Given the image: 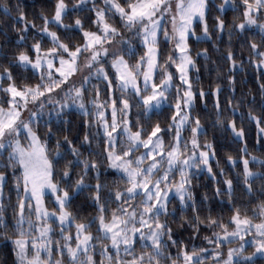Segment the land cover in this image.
I'll list each match as a JSON object with an SVG mask.
<instances>
[{"label": "snow or ice", "instance_id": "obj_1", "mask_svg": "<svg viewBox=\"0 0 264 264\" xmlns=\"http://www.w3.org/2000/svg\"><path fill=\"white\" fill-rule=\"evenodd\" d=\"M88 3L89 0H75L69 11L66 0H55L51 16L41 11L39 19L42 26L37 24V17L29 19L19 6L13 9L7 0L0 3L5 17L11 19V26L20 33L12 60L0 72V91L5 94L0 101V237L12 243L16 264H53L49 235L52 227L49 221L53 225L58 221L62 233L65 226L70 228L75 224V244L71 243V235H63L64 243L57 241L55 246L54 251L60 257L55 264H96L93 241L101 246V264H255L257 254L264 258V195L258 206V216H241L236 207L230 209V222H225L211 215V209L208 216H201L190 190V170L203 171L207 168L208 173L212 174L209 161L215 158V153L209 151L213 147L211 143L206 142L203 146L199 143V136L204 130L199 116L193 119L191 115L194 89L189 76L190 70L196 67L189 52V38L194 37L198 42L211 39L207 24L209 0H174V4L173 0H91V8L88 9L90 16L82 19L77 15L73 23H64V19L70 18L72 13H82ZM227 4L228 0H223L218 6L220 13L226 15ZM238 7L242 18L238 16V22L227 25L229 40L234 32L238 36L250 33V63L257 67L264 66V51L261 50L264 48V0H240ZM13 11L16 12L15 16L11 15ZM84 19L89 23L88 28L84 26ZM215 20L217 38L222 39L225 20L222 15H217ZM53 24L57 26V31L51 30ZM197 24L201 34L196 31ZM29 26L46 34L51 39V46L45 48L43 35L40 39L34 35V42L28 48ZM59 29L65 30L64 38L58 35ZM161 34L164 42L170 45L169 54L163 62L160 60ZM257 34L260 43L255 40ZM135 41L140 42L143 51L132 64L129 58L136 56ZM19 44L25 47H19ZM198 55L207 57V49H202ZM226 59L232 70L243 63L242 60L237 61L231 49ZM109 64L113 71L108 70ZM29 65L33 69V76L39 73V79L35 84H17L13 67L27 69ZM171 66L179 74L180 84L176 85L175 102L169 104L171 89L177 78L176 73L170 71ZM77 73L81 74L79 81L74 80ZM228 79L231 84L233 76L230 75ZM101 80L107 82V99L103 101L99 87ZM218 90L217 85L213 90L214 96ZM117 91L121 93L119 99L115 97ZM181 92L183 95H180ZM261 94L264 96V84L261 85ZM206 95L201 89L200 98L205 99ZM109 102L111 124L105 119L104 111ZM88 104L93 106L91 111ZM48 105L52 107L48 108ZM166 105L172 110L168 128L163 129L156 123L146 132L140 124V117L149 118L151 113ZM73 106L85 117H90L84 121L86 129L97 123L103 127L106 137L104 151L107 153L104 161L96 159L95 154L90 152L93 137L87 131L79 143L64 135L67 148L57 140L54 158L48 154L47 142L42 141L39 133L40 127L47 128L46 137L51 136L52 120L55 118L58 123L64 117L65 109ZM134 107L142 109L136 113L135 130L131 123ZM216 109V124L225 131L230 129L236 140H243L244 129L237 127L235 119H229L225 125L219 118V101ZM236 110L238 105L234 108ZM25 111L29 113L27 118L22 115ZM248 119L255 121L258 130L264 132V127H261L264 116H256L249 111ZM189 125L191 137L184 140L183 133ZM64 131L67 132V129ZM165 132L170 137L167 145L163 139ZM96 135H99L98 131ZM84 145L88 148H84ZM140 148L146 151L133 159L134 152ZM240 151L243 153L240 159L245 192L251 197L254 180H260L264 186V171H253L250 163L264 169V160L251 156L246 147ZM68 152L74 159H66ZM61 161L64 164L62 175L58 178L57 168ZM145 161L148 163L145 164ZM227 161L238 167L232 155H227ZM102 163L116 170L117 179L126 185L123 188H109L106 199L102 198V191L107 186L100 182ZM73 169L77 170L75 178ZM9 170L16 193L15 205L12 204L11 189L5 205L4 188ZM176 170L180 179L170 183V174L174 176ZM220 175H224L223 169ZM90 179L96 180L94 186L87 183ZM213 180H216L214 175ZM223 184L227 191L217 186L215 195L221 198L226 195L229 204H234L231 199L233 180L225 178ZM86 189L98 214L93 220L77 222L69 210L70 205L73 196ZM46 190L55 197L51 209L45 207ZM173 190L182 213L188 202H193L192 210L196 215L194 219L188 218V222L196 231H199L200 224H206L212 230L215 239L205 236L207 243L214 245L211 251L195 246L188 251L186 244L173 238L172 228L166 223V218L176 211L173 209L170 212L168 208L172 203L170 194ZM137 198L138 203H133ZM204 199L207 200V196ZM114 202L117 207L112 209L109 219L106 209ZM9 207L12 208V222L8 220ZM33 211L35 221L42 226L33 222ZM162 216L165 220L161 219ZM181 219L184 217L181 216ZM94 223L97 224L95 236L90 231ZM246 235H253L254 249L247 255L244 254ZM225 244L234 245L227 249L226 256L222 251ZM171 247L178 249L175 256L170 252Z\"/></svg>", "mask_w": 264, "mask_h": 264}, {"label": "trees", "instance_id": "obj_2", "mask_svg": "<svg viewBox=\"0 0 264 264\" xmlns=\"http://www.w3.org/2000/svg\"><path fill=\"white\" fill-rule=\"evenodd\" d=\"M214 1V2H213ZM240 2V0H236ZM4 0H0V3H3ZM69 4V11L73 6L75 0H66ZM100 2V0H98ZM7 3L13 7L19 6L28 14V18L32 19L37 17V24L42 26V21L39 19L41 11H44L45 14L51 16L54 9L55 0H7ZM223 3V0H209L210 8L207 14V24L209 27L211 39L206 41H196L194 37L189 38V52L192 56L196 67L190 70L189 76L193 82L194 89V103L193 111L191 113L192 118L195 119L197 116L200 118L201 126L204 130L203 134L199 136L200 145H204L206 142L212 144V152L215 153V158L211 162V168L213 170L210 176L206 174H192V181L190 190L193 193V199L195 201V206L199 208L201 216H208L209 209L212 210L211 215H213L217 220H223L225 222H230L231 211L236 207L239 208L241 216L247 214L248 216H253L254 214L258 216L259 208L258 206L261 203V197L264 195V186L260 180L253 181V194L249 197L245 192V184L243 182V163L240 159L241 148L246 147L247 152L251 156H256L260 160H264V132L259 131L255 121H249L248 114L249 111H252L256 116H264V96L261 94V85L264 84V66L257 67L256 65L250 63L249 60V37L250 33H244L242 36H238L236 32L233 33L231 41L228 36L227 25H231L234 22H238L236 17L242 18V13L240 10V4L228 2L226 6V15L220 13L219 5ZM91 8V0H89L88 7L84 9L82 13H72L70 18H65L64 23L70 24L73 23L76 16L80 15L81 18H86L91 15L89 12ZM12 16L16 15V12L11 13ZM217 15H222V18L225 20L226 28L223 34L222 39L217 38V30L215 29V17ZM118 19V18H117ZM85 28L89 27L87 19H84ZM51 30L57 31V26L52 25ZM196 31L200 33V26L197 24ZM20 33L13 29L11 26V19L6 18L3 12V9H0V72H2L3 67L7 65L9 61L12 60V54L17 50L18 40ZM27 47L30 48L31 44L34 42L33 37L40 39L43 35L42 44L43 46L50 47L51 39L47 37L46 34H41L38 29H32L29 26L28 32ZM58 35L61 38L65 36V30L59 29ZM257 43H260L259 35L255 36ZM74 42V41H73ZM215 45V46H214ZM135 46L137 49L136 56L129 58V62L134 64L135 60L142 54V49L140 48V42L135 41ZM19 47H25L24 44H19ZM161 62L169 54L170 45L164 42L163 35L161 34ZM202 49H207V57L203 55H198ZM231 49L237 61H243L242 64H238L235 70H232L231 64L227 61L226 56L227 52ZM264 51V48H261ZM34 55V54H33ZM109 70V69H108ZM13 75L16 78V83L23 85L25 83L35 84L39 79V73L37 72L33 76V70L23 67L14 66ZM172 73H176V69L173 66L170 67ZM232 75L233 81L230 84L228 77ZM177 77V75H176ZM115 82V81H114ZM159 82V75L157 74V83ZM6 84L7 81L5 80ZM103 83H101V98L107 97L106 88H103ZM176 85H179L177 79L175 80L174 86L171 89V96L169 98V104L175 102L176 97ZM219 86L217 95H213V90ZM203 89L206 92V98H200V91ZM94 93V88H93ZM4 93L0 91V101L4 97ZM181 95V94H180ZM121 93L117 91L115 97L119 99ZM219 101L220 111L219 118L227 124L229 119H235L237 127H243L244 129V139L236 140L234 134L231 133V130L228 129L225 131L224 128L216 124L218 119L216 104ZM231 101V106L229 105ZM110 103V102H109ZM238 105V110L234 111ZM48 108H51L52 105H48ZM138 111L142 109H132L131 114V123L134 126L137 125V115ZM171 111L166 105L159 111H154L150 114L149 118L140 117V124L144 126L145 131H150L151 127L159 123L161 128L167 129L170 123L169 117L171 116ZM90 117H85L81 112L74 110H65V115L57 123L56 119L52 120L53 134L46 137L45 133L47 128L41 126L39 133L42 141L46 140V146L49 149V155L54 158L55 144L57 140H60L62 144H65V149L67 148L66 143L63 141V136L68 135L69 139H72L76 142H82L85 132L87 131L93 137V143L90 148V152L95 154L96 159L104 161L106 159L107 153L104 151L105 145L104 140L106 137L100 129L99 123L93 124L90 128L85 127V119ZM97 119V118H96ZM65 120L67 123H65ZM98 121V120H97ZM241 121L243 123L241 124ZM264 127V125H261ZM67 129V132L64 131ZM97 131L99 135L97 136ZM163 139L165 145L170 142V137L165 132L163 134ZM84 148H88L87 145H84ZM120 149L118 148L117 151ZM140 150V149H139ZM138 150V151H139ZM138 151H135L133 157L137 154ZM5 156L7 153L4 154ZM227 155H232L238 167L233 166L227 161ZM66 159H74L71 157L70 152L66 155ZM64 161H61L60 165L57 168V177L62 175ZM250 167L253 171H264L259 165L251 164ZM221 169L224 170V175L221 176ZM76 169H73V177L75 178ZM100 176L101 183L105 184V187L102 191V198L106 199L108 195L109 188L115 187H126L125 184L121 183L117 179L116 170L107 168L106 164L102 163L100 166ZM19 174V173H18ZM213 175L216 177V180H213ZM8 179L5 183L4 195H5V205H7V196L9 189H11L12 204H16V193L13 185V177L11 170L7 173ZM225 178L232 179L234 184V191L231 199L235 202L234 204H229V197L224 196L223 198L217 197L215 195L216 187H222L227 191V187L223 184ZM219 181V184H217ZM87 183L92 184L93 186L96 183L95 179H90ZM22 191V190H21ZM22 194V192H21ZM207 196V200H205ZM114 199V197H113ZM139 198L133 203H138ZM172 203L168 205L169 211L172 212L173 209H176L174 215H169L166 218V223L172 228L173 238L178 242H183L187 245V250L192 251L193 246L197 249L204 247L211 251L214 248V245L208 244L205 240V236H208L212 239H215L213 236L212 230L206 224L199 225V231L193 227L191 223L188 222V218H195V213L192 210V201L188 202V206L185 207L183 213L179 211V201L176 197L171 198ZM46 206L51 209L53 206L52 201L49 197H45ZM117 204L114 202L106 209V215L108 218H111L112 209L116 208ZM256 209L255 213L253 209ZM73 215L76 217L77 222L80 221H90L97 216V208L93 200L90 199V193L86 189L81 193H77L73 196L72 203L69 209ZM181 216L184 219H181ZM162 220H165V217H161ZM8 220L12 222V208H8ZM233 226V225H232ZM97 224H93L90 231L93 235H96ZM54 231L52 233L53 237L56 238L58 235L57 225H53ZM67 231L69 234H74L75 224H73ZM167 240V237L165 236ZM95 243L96 249L97 246ZM73 243V242H72ZM171 244V242H168ZM228 244H225L222 251L224 255L227 254ZM137 248V252H139ZM253 248L249 246L245 249L244 254L251 252ZM170 252L175 256L178 252L176 247H171ZM57 256V253L53 251ZM101 253H95L94 259L96 264H101ZM64 259H66L64 257ZM0 264H16V257L13 253L12 243L0 237ZM255 264H264V258H255Z\"/></svg>", "mask_w": 264, "mask_h": 264}, {"label": "rangeland", "instance_id": "obj_3", "mask_svg": "<svg viewBox=\"0 0 264 264\" xmlns=\"http://www.w3.org/2000/svg\"><path fill=\"white\" fill-rule=\"evenodd\" d=\"M214 2V1H213ZM228 2H232V3H238V4H240V2H238V1H236V0H228ZM173 4H174V0H173ZM178 55V54H177ZM81 63H83V58L81 59ZM57 64H58V61H57ZM173 66H171V68H172ZM28 68L29 69H31V70H33L32 68H31V66L29 65L28 66ZM108 69H109V71H113L112 69H111V67H110V64H109V67H108ZM45 71H47V69H46V66H45ZM53 71H54V69H53ZM113 75H114V73H113ZM176 75H177V81H178V83L180 84V81H179V79H178V73H176ZM81 79V74L80 73H77L76 75H75V77H74V80L75 81H79ZM101 83H103L104 85H103V88H106V85H107V82L106 81H102L101 80V82H100V84H99V86H101ZM69 86H71V85H69ZM173 86H174V84H173ZM91 87V86H90ZM58 91V90H57ZM92 94L94 95V93H93V91H92ZM181 95H183V93L181 92L180 93ZM63 96V94L61 93V97ZM87 98H88V94H86L85 95V102L87 103ZM105 99H107V97L106 98H101V100L103 101V100H105ZM88 106V108H89V111H91L92 110V108H93V106L91 105V104H88L87 105ZM29 107L31 108V105H29ZM65 110H74V111H77V112H79L78 110H77V108L76 107H71V108H66ZM104 111H105V119L108 121V123L109 124H111V121H112V110H111V105H110V103H109V106L106 108V109H104ZM22 115H23V117H25V118H27V116L29 115V113H28V111H25V112H23L22 113ZM97 120L99 121V117H97ZM100 129H101V131H102V133H103V127L102 126H100ZM119 131V130H118ZM113 135H115V133L113 134ZM191 137V125H189L188 126V128H187V130L183 133V139L184 140H188L189 138ZM21 139H23V137H21ZM182 144H183V141L181 142ZM201 146H203V145H201ZM188 147H189V149H191V145L189 144L188 145ZM146 150L144 149V148H140V150L137 152V154L135 155V157H137V156H140L142 153H144ZM210 152H212V150L210 149L209 150ZM135 157H132L133 159H135ZM213 161V158L212 159H210V161H209V166L211 167V162ZM148 162L147 161H145V164H147ZM164 167L166 168L167 167V164L165 163V165H164ZM202 168H203V166H201ZM190 173L191 174H206V175H208V176H210V174L208 173V171H207V168H204L203 169V171H200L199 169H195V168H193V169H191L190 170ZM121 175H122V173H121ZM180 179V176H179V171L178 170H176V173H175V175L173 176V175H171L170 174V183L171 182H174V181H178ZM21 190H22V188H21ZM22 192V191H21ZM22 194H23V192H22ZM49 197V199L52 201V203H53V205L55 204V197H53L52 195H51V192L50 191H47L46 190V196L45 197ZM173 197H176V195H175V191L173 190L172 191V193L170 194V198H173ZM177 198V200L179 201V199H178V197H176ZM33 204H34V202H33ZM45 207H47L46 206V203H45ZM48 208V207H47ZM25 215H26V217H27V215H28V212H27V209L25 210ZM32 219H33V222L35 223V224H37L38 226H42V224L40 223V222H37V221H35V213H34V211H33V214H32ZM49 223H50V225H51V227H52V231L49 233V235H50V238H51V247H52V249H53V251L55 250V246H56V243H57V241H59L61 244H63L64 243V241H63V235H71V237H72V240H71V243L73 242V244H75V232H74V234L72 235V234H69L67 231H65V230H67L69 227H67V226H65V228H64V232L62 233L61 232V228H60V225H59V222L57 221L54 225H57L58 226V228H57V231H58V235H56V238H54L53 237V235H52V233H53V231H54V228H53V224H52V222L51 221H49ZM26 227H27V225H25ZM233 228L235 227V225H233L232 226ZM252 232H253V234L255 233V229H253L252 230ZM252 239H253V235H246L245 236V249L246 248H248L249 246H251L252 248H253V246H252ZM94 245H95V243L94 242H92ZM96 245H98L97 246V249H96V246H95V253H101V246L99 245V244H97L96 243ZM234 245H229L228 246V248L229 247H233ZM29 247H30V245H29ZM109 247H110V245H109ZM227 248V249H228ZM254 250V249H253ZM252 250V251H253ZM113 254H114V250H113ZM246 255V254H245ZM65 258H66V253H65ZM255 258H261V256L259 255V254H257V256L255 257ZM254 258V259H255ZM51 259H52V261H53V264H55V261L57 260V259H60V257H59V255L57 254V256L53 253L52 254V256H51ZM101 259H102V257H101Z\"/></svg>", "mask_w": 264, "mask_h": 264}]
</instances>
